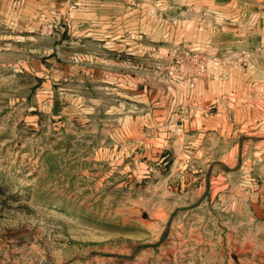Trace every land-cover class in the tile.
<instances>
[{"label":"rangeland","instance_id":"374dc122","mask_svg":"<svg viewBox=\"0 0 264 264\" xmlns=\"http://www.w3.org/2000/svg\"><path fill=\"white\" fill-rule=\"evenodd\" d=\"M163 15L177 27L130 46L124 109L104 84L60 85L56 66L49 102L36 76L26 91L21 78L0 86V264H264V137L231 125L223 140L193 118L181 125L182 104L178 119L159 107L175 84L190 96L247 67L251 50L222 43L233 30L217 13ZM67 27L50 14L34 28L53 62L72 51Z\"/></svg>","mask_w":264,"mask_h":264},{"label":"crops","instance_id":"0c3cea01","mask_svg":"<svg viewBox=\"0 0 264 264\" xmlns=\"http://www.w3.org/2000/svg\"><path fill=\"white\" fill-rule=\"evenodd\" d=\"M179 11L217 13V27L233 30L222 43L248 48L251 60L245 68L218 70L214 77L210 74L190 96L178 84L167 88L159 107L171 119H178L175 112L182 104L189 114L183 121L189 120L181 125H205L223 140L227 137L226 126L231 125L240 132L250 126L249 131L258 130V137H264V0H0V79L4 78L0 86H10L11 92L12 84L21 78L26 91L27 79L36 76L45 89L43 100L49 102L50 89L56 86L49 76L56 66L60 85L76 78L81 91H91L94 84H104L107 94L122 93L124 109L123 99L128 98L124 92L128 94L129 82L125 83L123 77L128 71L125 60L131 56L130 46L158 44L160 30L167 26L176 28L178 24L162 14ZM50 14L68 22L62 41L65 49L72 48L63 55L58 53L57 63L52 61L56 58L52 59L44 40L39 42L34 34L38 21ZM34 18H38L36 25ZM89 57L96 63L87 69L83 59ZM99 74L102 77L93 80ZM234 151L240 152L238 147Z\"/></svg>","mask_w":264,"mask_h":264},{"label":"built area","instance_id":"2783aa9c","mask_svg":"<svg viewBox=\"0 0 264 264\" xmlns=\"http://www.w3.org/2000/svg\"><path fill=\"white\" fill-rule=\"evenodd\" d=\"M204 72H205V69H204V68H202V70H201V71H198V72H197V77L203 76V75H204ZM192 86H194V84H193V83H192Z\"/></svg>","mask_w":264,"mask_h":264}]
</instances>
